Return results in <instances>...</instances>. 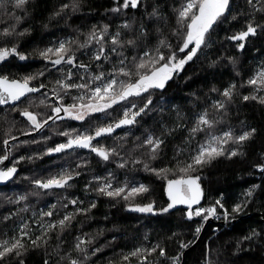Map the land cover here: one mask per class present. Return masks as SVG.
I'll use <instances>...</instances> for the list:
<instances>
[{"label":"snow or ice","instance_id":"snow-or-ice-1","mask_svg":"<svg viewBox=\"0 0 264 264\" xmlns=\"http://www.w3.org/2000/svg\"><path fill=\"white\" fill-rule=\"evenodd\" d=\"M30 4L34 5V0H0V12L6 17L0 22V65L8 63L10 58L19 61L39 59L45 63L36 71L21 70L22 74L17 75L0 67V105H7L10 111L25 118L27 128L21 131V135L43 129L48 121L63 120L64 117L76 121H85L87 117L88 126L83 130L66 129L59 133L66 137L64 142L46 147L43 153L20 155L11 166H7L4 162L9 159L12 149L29 143L28 140L16 143L17 137L12 135L13 121L2 141L0 183L15 177L20 162L32 161L34 157L45 154L63 153L68 149H87L103 162H114L117 169L142 170L164 181L167 202L162 206H158L155 199L136 202L155 190L142 182L125 181L114 185L115 176L111 171L106 176L93 173L91 180L84 184L86 194L92 192L98 197L123 200L128 210L138 213L170 214V210H177V206H186L179 210L176 230L169 229L163 242L141 243L128 251L121 250L118 257L109 260L108 264H188L187 253L192 250L191 246L199 239L210 218L222 219L228 224L246 214L257 201L264 207V151L249 164L254 170L250 175L260 173V183H252L245 188L230 208L226 206L223 192L215 197L209 196L208 203L201 205L205 198L201 185L204 169L222 158L229 161L236 158L241 164L247 162L250 154L247 149L258 135L262 136L261 144L264 145V134L258 127L249 125L246 120L239 121V128L231 125L234 107L237 111L248 105L264 109V59L245 76L240 56L226 55L219 50L215 58L209 56L218 42L220 31L225 33L220 46L230 43L239 53L246 50L251 38L264 35V0H111L110 6L103 10L101 21L90 26L76 25L75 36L68 35L43 48L37 46L26 52L21 50L20 41L33 30L31 25L24 26L35 12V7L29 9ZM88 5L89 0L54 3L47 19L40 25L47 29L53 22H63L71 28V20L76 14L85 18L93 15L95 9ZM81 56H88V62L81 60ZM202 56L209 68L225 62L232 68L233 76L224 86L213 85L208 90L218 98L213 99L208 107L194 112L190 118L173 106L176 119L171 126L161 121L157 124L158 134L153 129H145L140 136H134L131 127L140 125L145 117L151 118L149 114L155 111L150 90L165 89L189 62ZM53 72L59 75L53 76ZM42 77L53 78L45 83L40 79ZM71 90L77 94L72 95ZM66 97H70L71 102ZM129 98H138L140 102ZM163 99L161 95L160 100ZM36 100L37 107L45 106L51 114L42 116L32 110ZM121 101L130 105L122 108V114L110 118L107 123H90L93 120L91 114L104 113L108 117L107 110ZM159 111L162 113L164 109ZM186 120L189 123H185ZM124 126L129 130L118 138L122 143L106 145L100 142L111 138L116 129ZM184 129L188 133L184 141L189 147H177L165 162L167 138ZM132 136L134 139L129 144ZM198 136L203 138L197 141L196 147H191ZM9 141L13 143L10 145ZM31 143L38 141L32 140ZM88 163L81 158L74 169L62 168L46 177H32L30 182L34 190L14 194V198L0 193L4 204L16 206L0 215V224H5L6 228V222L27 211L26 203L23 208L19 205L28 201L29 196L73 187L74 178L81 175L80 169L87 167ZM64 199L67 203L60 200L57 203L64 209L70 204L74 206L73 210L60 215L55 211L57 203L51 204L48 211L41 210L38 215L33 213L35 219H30L37 225L35 229L23 217L17 227L8 230L11 235L0 229V234L5 237L0 239V264H27V257L36 252L41 253V264H91V257L101 252V247L92 246L95 237L87 233L76 235L67 250L64 237L78 215L89 216L96 207V201L91 200L85 206L84 201L78 198ZM43 217L58 218L43 220ZM216 231L219 229L214 230L213 235ZM186 234H191L193 239H184ZM168 243L176 245L171 253ZM257 250L264 254V226L259 229L251 227L245 234L219 245L215 250L210 243L205 245L196 264H253L251 260H242L240 254Z\"/></svg>","mask_w":264,"mask_h":264},{"label":"trees","instance_id":"trees-1","mask_svg":"<svg viewBox=\"0 0 264 264\" xmlns=\"http://www.w3.org/2000/svg\"><path fill=\"white\" fill-rule=\"evenodd\" d=\"M58 2H62V0H34V5H29L30 10L35 7V12L32 19L28 20L24 26L31 25L33 30L30 35H26L20 41L21 50L30 52L37 46L43 48L68 35L75 36L74 29L76 25L83 24L90 26L92 23L101 21L103 19L104 8L109 7L111 4V0H89L88 6L95 9V12L87 18L82 14H76L71 20L73 27H66L63 22L60 24L53 22L49 28H42L40 22L47 19L49 12L52 10V5ZM85 12H87V7L85 8ZM4 19L6 17L0 12V22ZM224 35L225 33L220 31L218 42L209 52V56L215 58L217 50L225 52L226 55L240 56L243 62L242 71L247 76L249 70L258 65L260 60L264 59V55H262L264 53V48H262L264 46V35L251 38L243 53L237 52L230 43H224L223 47H221L220 41ZM257 49H261V52H257ZM80 59L86 63L88 62V56H81ZM44 63L39 59L19 61L18 59L10 58L8 63L0 65V67L7 69L13 75H17L22 74L21 70L36 71L42 68ZM108 66L110 67V65ZM58 75L59 73L53 72V76ZM232 76V68L227 62L214 68L207 66L203 56L199 60L189 62L185 66L184 71L174 76L168 82L165 89L150 90L153 95V108L155 111L149 114L151 118L145 117L140 125L132 126L131 132L134 136H140L145 129H153L158 134L160 129L157 124L161 121L171 126L172 122L176 119V108L173 106H177L182 114L190 118L194 112L199 111L203 107H208L213 99L218 98L215 93H209V88L213 85L216 87L224 86ZM186 77H191V79H186ZM52 78L42 77L40 79L48 83ZM35 83L33 82V84ZM71 91L72 95L77 94L75 90ZM193 93H195V96ZM161 95L164 97L163 101L160 100ZM65 99L71 102L70 97H66ZM129 99L136 103L140 102L138 98ZM36 105H38V100L34 102L32 110L40 112L42 116L44 114H51L50 109L45 106L37 107ZM125 106L130 105L126 101H121L118 105H113L112 109L107 110L108 117L104 113H93L91 114L93 120L90 123H107L110 118H115L118 114H122V108ZM160 108L164 109L162 113L159 111ZM209 111H211L210 108ZM87 120V117L85 121H76L67 117H64L63 120H50L48 121V125L43 129L30 132L28 135H21V131L27 128L25 118L20 117L16 112L10 111L8 106L0 107V155H3L2 141L5 138L4 133L13 121L15 122V127L12 129V135L17 137L16 143L19 144L24 140H28L29 143L21 144L18 148L12 149L8 159L10 162L9 166L20 155L28 156L33 155V153H43L46 147L64 142L66 137L59 135L60 132L70 128L83 130L88 126L86 123ZM241 120H246L249 125L258 127L261 133L264 134V109L257 108L255 105H248L237 111L234 107L231 125L234 128H239V121ZM185 123H189V121L186 120ZM128 130V126H124L115 131L111 138L100 140V142L106 145L122 143L123 141L118 140V138L123 136L124 132ZM187 135V129L177 130L172 136L167 138L166 146L164 147L165 162L173 156L174 150L177 147L185 149L189 147L184 141ZM134 136L129 138V144L134 139ZM44 137H48L49 139L44 140ZM202 138V136H198L192 142L191 147H196L197 141ZM261 139L262 136L258 135L256 140L248 147L247 150L250 154L247 157V162L241 164L239 159L236 158L232 161L222 158L214 163L213 166L203 170L201 185L205 191V198L201 200V205L208 203L209 196L215 197L223 192L226 198V206L230 208L231 204L236 201L245 188L252 183H257V172L254 175H250L254 170L251 169L249 164L261 151H264V145L261 144ZM32 140H36L38 143L33 144L31 143ZM12 143V141H9L10 145ZM81 158L88 160L89 163L87 167L80 169L81 175L74 178L72 182L73 187L66 190H47V194L42 193L40 196H29L28 201L21 202L19 205V207L23 208L26 203L28 206L27 211L21 212L19 216L13 217L12 220L6 222V228L5 224H0V229L8 231L17 227L21 222V217L28 221L32 229H35L37 225L32 223V219H35L33 213H37L38 215L41 210L48 211V206L57 203L58 200L62 203H67V200L64 199L65 197L68 199L78 198L79 200H83L85 206H87L89 201L95 200L96 207L91 210L89 216L86 218L83 215H78L72 222L73 227L68 230L64 237L67 242L64 248L67 250L72 245L76 235L87 233L94 236L95 239L92 246L101 247V252L91 257V264H108L109 260L118 257L121 250L128 251L133 246L141 243L150 245L157 240L163 242V237L169 234V229L176 230L175 225L177 217L180 215L179 210L186 206H177V210H170V214H143L128 210L123 200L98 197L92 192L86 194L84 184L91 180L93 173L106 176L111 171L115 176L113 180L114 185L118 186L125 181L129 183L142 182L149 184L155 190L151 195H145L137 199L136 202H147L149 199H155L158 206H162L167 202V196L163 191L164 181L158 180L142 170L129 171L128 169H117L114 162H103L87 149H68L63 153L45 154L34 157L32 161L25 160L20 162L17 165L18 173L16 177L8 184L0 185V193L13 196L14 198V194L31 192L34 190V186L30 182L32 177H46L49 174L58 173L62 168L74 169ZM24 177H29V179H24ZM0 204L3 205L0 207V215L16 207L14 205L4 204L2 197H0ZM73 208L74 206L69 204L67 209H64L57 203L55 211L62 215L65 211H72ZM262 217H264V207H261L260 202L257 201L247 210L246 214H241L230 225L224 224V221L207 222L199 239L191 246L192 250L187 253L188 264H196V259L200 257L205 245L210 243L212 249L215 250L219 245H223L225 242L245 234L251 227L259 229L264 226ZM56 218L58 217H43L42 219L49 220ZM194 219L198 220V218ZM216 229H219V231H216L215 235H213ZM100 231H102V234L97 235ZM11 234L8 231V235ZM114 236L116 237L115 240H113ZM145 236L148 237L147 240L144 239ZM3 238L4 235L0 234V239ZM184 239L191 240L193 236L186 234ZM175 248V243H168L169 253L173 252ZM240 256L242 260H251L253 264H264V254H261L259 250L255 253H241ZM213 258L215 257L213 256ZM27 264H41V253L36 252L30 254L27 257Z\"/></svg>","mask_w":264,"mask_h":264},{"label":"water","instance_id":"water-1","mask_svg":"<svg viewBox=\"0 0 264 264\" xmlns=\"http://www.w3.org/2000/svg\"><path fill=\"white\" fill-rule=\"evenodd\" d=\"M43 91V90H42ZM7 105H0V107H6ZM117 130H119V129H116L115 131H117ZM4 165H7V166H9L10 165V162H9V160H7V161H5L4 162ZM0 166H3V165H0ZM17 173H18V171H17ZM17 175V174H16ZM16 175H15V177H16ZM14 177V178H15ZM10 181H8V182H3V183H0V185H6V184H8ZM209 221H211V220H208L207 222H209ZM206 222V223H207Z\"/></svg>","mask_w":264,"mask_h":264},{"label":"built area","instance_id":"built-area-1","mask_svg":"<svg viewBox=\"0 0 264 264\" xmlns=\"http://www.w3.org/2000/svg\"><path fill=\"white\" fill-rule=\"evenodd\" d=\"M257 183H260L261 182V177H260V173L259 172H257ZM209 220H211V221H213V222H215V221H223L222 219L221 220H216V219H212V218H210ZM224 224H226L225 222H223ZM230 223H232V221L230 222ZM230 223H228V224H226V225H230ZM155 258H153V260H154Z\"/></svg>","mask_w":264,"mask_h":264},{"label":"rangeland","instance_id":"rangeland-1","mask_svg":"<svg viewBox=\"0 0 264 264\" xmlns=\"http://www.w3.org/2000/svg\"><path fill=\"white\" fill-rule=\"evenodd\" d=\"M61 114H63V113H61ZM48 210V209H47ZM5 238V237H4ZM152 259H153V257H152Z\"/></svg>","mask_w":264,"mask_h":264}]
</instances>
